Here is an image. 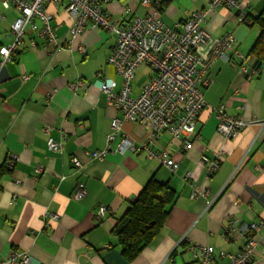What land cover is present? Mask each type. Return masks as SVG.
<instances>
[{
    "label": "crops",
    "instance_id": "obj_1",
    "mask_svg": "<svg viewBox=\"0 0 264 264\" xmlns=\"http://www.w3.org/2000/svg\"><path fill=\"white\" fill-rule=\"evenodd\" d=\"M141 1L111 0L104 10L124 27L135 15L148 14ZM237 1L239 9L216 8L203 23L213 37L233 34L236 38L231 61L218 60L210 68L207 78L212 83L203 92L209 107L224 105L228 114L241 117L246 126L237 136L225 139L217 131L216 114L207 107L199 118L192 149L187 150L168 131L162 133L157 148L169 149L179 163L176 172L145 151L120 154L112 150L115 143L109 144L116 118L123 122L121 135L136 145L149 134L142 123L124 120L100 89L101 78L120 83L108 62L117 43L114 32L88 26L72 48L65 46L55 54L47 52L44 38L26 33L19 52L0 73L1 260L21 251L29 253L30 264H202L193 249L212 246L211 264H226L221 251L236 254L242 248L245 236L240 231L225 239L230 221H264V57L259 60L252 54L263 34L264 27L256 20L264 19V0ZM210 2L164 0L163 20L174 26L206 10ZM46 8L59 41L71 44L73 19L67 3H48ZM243 15L246 23L241 22ZM19 16L0 0L2 34L10 31ZM36 24L42 27L40 21ZM3 42L8 44L10 38L4 37ZM243 65L249 73L241 71ZM146 66L151 68L148 74ZM138 73L143 81L135 86ZM154 74L150 65L140 66L132 81L134 97ZM27 75L34 82L25 81ZM50 137L63 144V151L49 149ZM105 150V158L93 156ZM202 156L220 162L219 171L211 177ZM73 158L81 162L80 169ZM152 177L174 187L178 198L161 233L130 262L118 247L115 230ZM81 183L87 193L76 198ZM193 184L208 198H193ZM102 206L109 210L107 217L97 214ZM257 240L253 264H264V225Z\"/></svg>",
    "mask_w": 264,
    "mask_h": 264
},
{
    "label": "built area",
    "instance_id": "obj_2",
    "mask_svg": "<svg viewBox=\"0 0 264 264\" xmlns=\"http://www.w3.org/2000/svg\"><path fill=\"white\" fill-rule=\"evenodd\" d=\"M6 9L15 8L20 16L6 34L0 32V73L7 63L19 52L20 45L28 31L46 40L45 49L51 54L62 50L65 46L73 47L72 43L88 26L103 27L117 35V43L112 50L108 62L112 65L120 83L114 78H101L99 86L107 96L109 103L114 104L122 113L124 120L142 123L149 129L148 136L140 143L129 136L121 135L123 122L116 118L112 123V132L108 141L115 143L114 152L123 154L128 151H145L149 158L157 159L162 165L173 172L179 163L171 156L168 148H157L162 133L168 131L174 140L184 143L187 150L193 147V137L196 135L197 124L201 113L208 106L203 87L212 83L207 78L210 68L218 61H231L230 52L235 51L236 38L233 34L223 37H213L203 28V23L216 8L227 7L239 9L237 0H211L206 10L192 13L183 22L169 26L162 16V1L142 0V5L148 9L145 16L135 15L124 27H119L117 21L106 12L104 5L111 0H1ZM66 2L67 10L73 19L69 29L71 44L60 42L57 26L53 24V16L47 11L46 4ZM132 10V9H130ZM36 21L42 23L39 28ZM241 22L246 23L244 15ZM10 38L5 44L3 38ZM31 46L35 49L36 42ZM248 62V59L245 60ZM142 64L150 65L155 74L141 87L138 96L132 94V81ZM241 71L249 73L246 65ZM25 81L34 82L32 76H24ZM75 89V87H70ZM218 119L217 131L225 139H231L245 128L241 117H233L226 112L225 106L209 107ZM48 147L53 152L63 151V144L53 137L48 140ZM107 151L95 153L93 156L105 158ZM74 165L80 169L81 162L73 158ZM202 163L207 176L211 177L220 169V162L215 158L202 156ZM187 173L186 179L190 180ZM87 193L84 184H78L75 197L81 198ZM206 197L207 192H200L193 184L192 197ZM216 198H213L211 205ZM99 217H107L109 210L102 206L97 212ZM56 218V216H53ZM264 221L258 223H242L234 218L228 224L224 233L225 239H230L235 231L245 236L242 248L231 254L221 251L220 256L226 258V264H253L257 255V236ZM195 256L202 264H211L215 258L212 246L196 247ZM31 256L27 252L14 251L0 264H30Z\"/></svg>",
    "mask_w": 264,
    "mask_h": 264
},
{
    "label": "trees",
    "instance_id": "obj_3",
    "mask_svg": "<svg viewBox=\"0 0 264 264\" xmlns=\"http://www.w3.org/2000/svg\"><path fill=\"white\" fill-rule=\"evenodd\" d=\"M264 27V19L256 20ZM259 60L264 57V29L252 49ZM178 193L169 183L152 177L135 201L131 202L125 216L116 227L115 235L123 256L134 261L163 230Z\"/></svg>",
    "mask_w": 264,
    "mask_h": 264
},
{
    "label": "rangeland",
    "instance_id": "obj_4",
    "mask_svg": "<svg viewBox=\"0 0 264 264\" xmlns=\"http://www.w3.org/2000/svg\"><path fill=\"white\" fill-rule=\"evenodd\" d=\"M144 65H146V64H144ZM147 67V73L146 74H148V73H150L151 72V68L149 67V66H146ZM142 68H145V67H142ZM146 70V69H145ZM140 73V72H139ZM139 73H138V75H137V78H136V80H134L133 81V84L135 85V86H138L143 80V77L141 76V75H139Z\"/></svg>",
    "mask_w": 264,
    "mask_h": 264
}]
</instances>
